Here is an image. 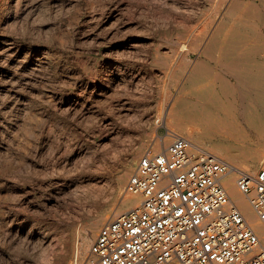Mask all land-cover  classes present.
Here are the masks:
<instances>
[{
  "label": "bare ground",
  "instance_id": "1",
  "mask_svg": "<svg viewBox=\"0 0 264 264\" xmlns=\"http://www.w3.org/2000/svg\"><path fill=\"white\" fill-rule=\"evenodd\" d=\"M44 1L3 0L8 7L15 6V16L20 13L18 11H29L35 16ZM128 1L84 0L88 10L83 14L81 27L94 25L107 30L103 41L97 39L89 52H74L66 56L67 60L52 50L40 49L39 46L44 45L35 39V48L34 44L26 45L18 40L0 43V158L3 156L2 161H7L0 163V192L10 190L5 187L7 184L22 188L19 197L15 196L16 200L4 199V206L0 208V222L9 230V242L13 245L24 241L35 243L44 255L43 264H68L75 258L83 262L89 257L90 246L101 225L140 203L139 197L123 192L135 172L138 158L151 146L149 143L118 157L120 168L110 192L106 197L102 196L105 199L102 200L103 207L90 218L88 226L78 227L65 236L52 234L46 226L43 234L36 238L41 228L36 222L29 224L27 218L29 212H36L41 206L36 200L38 194L42 197L43 207L49 209L58 205L67 194L85 191L97 178L90 172V166L82 161L88 148L96 142L86 136L79 145L75 138L67 137L65 127L57 119L58 113L65 109L96 119L92 129L95 132L113 122L108 116H100V101L105 102L104 105L108 103L111 110L114 99L118 98V105L124 111L131 110L132 102L136 101L139 116L146 119L145 122L162 123L169 132L184 135L174 130L178 129L194 142L206 139L217 143L218 147L209 151L235 166L223 184L232 203L241 210L264 245V224L237 185L239 171L254 172L258 163L264 164L263 145L253 143L252 133L248 131H255L260 140L264 139V0L262 7L247 0H136L148 5L157 17L156 24L160 29L156 27L155 31L150 23L147 28L144 22L136 20L139 28L134 26L135 11H131ZM27 24L30 25L28 21ZM71 133L76 136L78 132L74 129ZM113 135L114 131L109 130L103 139H111ZM168 142L169 138H162L153 148L163 151ZM54 156L55 164L69 167V171L56 176L51 173L50 177H54L39 190L27 184L28 170L45 171L48 167L45 165L54 160ZM96 183L100 185L101 181ZM16 225L19 228L14 231Z\"/></svg>",
  "mask_w": 264,
  "mask_h": 264
},
{
  "label": "built area",
  "instance_id": "2",
  "mask_svg": "<svg viewBox=\"0 0 264 264\" xmlns=\"http://www.w3.org/2000/svg\"><path fill=\"white\" fill-rule=\"evenodd\" d=\"M168 135L171 143L144 155L126 187L140 203L108 220L88 259L73 264H264L261 237L223 184L235 166ZM237 185L264 224V167L239 171Z\"/></svg>",
  "mask_w": 264,
  "mask_h": 264
},
{
  "label": "rangeland",
  "instance_id": "3",
  "mask_svg": "<svg viewBox=\"0 0 264 264\" xmlns=\"http://www.w3.org/2000/svg\"><path fill=\"white\" fill-rule=\"evenodd\" d=\"M51 1L52 0H49V1L45 0L44 1L45 3L43 2L40 5V8H39L40 10H39L38 14H36L35 16L34 15L32 16L31 12H29V11H26L25 12L26 14L24 12L21 13V11H18L20 13H18V15L15 16V11H16L15 6L14 7H11V6L8 7L7 5H4L3 0H0V43L3 41L4 42L7 41V42L11 43L14 40H18L23 44L31 45V44L38 42L39 44L44 45V46H39L40 49L46 50V48H47V50H52L53 52L57 53L58 56L62 57L63 60L64 59L67 60L66 56L69 57L74 52H77V51L78 52L79 51L89 52L91 50L93 44L96 43L97 39L100 42L103 41L104 34L106 33V30H107V29H104V27H102L103 29L101 27H96V26L94 27V25H90V26L84 25L83 27H81V25H82L81 20H82L83 14L88 10L84 4V0H59L58 3H54L53 1L52 2ZM133 1L132 0L128 1V2H131V5H132V6L130 5L131 11L132 12L135 11L136 13L140 14V16H139V14H136L135 12L133 13L134 21L136 22V25H134V26L137 27L138 22H141V23L144 22L143 25H147V28L150 27L149 25L152 24L151 29L154 28L153 29L154 31L156 30V27H157V29H160L158 27L159 25L157 26V24H156L157 23L156 21H158V19L156 16H154L155 14H153L150 11L148 5H146L142 2L138 3L139 1H136V0H133ZM187 1H189V0H187ZM247 1L248 2H255L260 7H262V4H263L262 0H247ZM156 3L158 4L159 2H156ZM1 6H3V7H1ZM58 6H60V7H58ZM182 6L183 5H179V7H182ZM145 8H147V9H145ZM162 8L168 10V8H166L164 6ZM68 9H70L69 12H68ZM66 10H67V12H66ZM143 10L145 12L147 10L148 11L145 13ZM12 14H14V16ZM27 14L30 16L28 17ZM141 15H143L144 17ZM37 16H38V18H37ZM145 16H146L147 20H144V19H146ZM137 17L138 18L140 17V18L138 19ZM150 17L152 18V20H149V19H151ZM155 18H156V20H155ZM28 19L31 21H29ZM37 19H38V21H37ZM33 20L35 22L37 21L36 24ZM27 21H28V23H30V25L27 24ZM14 23L15 24L17 23L16 26ZM33 23L35 24V26ZM45 23L46 24L48 23L49 25L48 24L45 25ZM159 24H160V22H159ZM161 24H162V22H161ZM90 27H91V29H90ZM42 28H43V30H42ZM138 28H139V26H138ZM10 29H11V31H10ZM22 29H24V30L22 31ZM133 29H135V28H133ZM15 30H16V32H15ZM20 31H22V32H20ZM24 31H25L26 35L24 34ZM37 31H38V33H37ZM92 31H93V33H92ZM41 32L42 33L44 32V33L42 34ZM102 32H103V34H102ZM40 34H42V35L40 36ZM77 34L80 36H78ZM33 35H35L34 36L35 38L33 37ZM36 35H37V37H36ZM43 35L45 37L44 38L45 40L42 38ZM96 36H97V38H96ZM39 38H41V39H39ZM92 38H94L95 40ZM33 39H35L37 42L34 41ZM85 40L88 42L89 45L87 44V42ZM91 40H93L94 43ZM56 42H57V44H56ZM46 45H48V46H46ZM32 46L34 48L37 47V46H35V44ZM149 48L150 47H148V50H149ZM97 56L99 57V55H97ZM3 66L5 68H7V65L3 64ZM73 98H76V97H73ZM119 98H120V96H119ZM114 101L115 102L113 103V105L111 107V110L115 107L114 111L111 112L110 107H107L108 103L106 105H104L105 104L104 101H103L104 104L100 101L101 107L98 105L99 106L98 109L101 108L100 116H102V117L108 116L107 118H109V119L111 118V121H113L116 124L111 122L112 125L110 124L107 126V127H111V128H107V127L104 128L103 127L104 128L103 129L102 127L101 128L98 127L99 129H97L95 132H93L92 129H94V127H95L94 122L97 121L96 119L92 118V120H93L92 121L90 117L86 118L84 116H81L79 113L76 114L75 112H68V111L66 112L65 109L61 110L62 114L60 113L61 111L58 113L57 119L65 127V130L67 131V133H66L67 137L70 136L69 138H71V137L75 138L76 142L79 145H82L81 142L84 141L83 139H86L87 137H89L90 140H93L96 142L95 144H93L91 146V148H88V150L90 152L88 151V153L86 155V157H91L88 159L90 160V162L91 161L92 162L90 163L86 157L84 159H82V161L85 164L90 166V168H91L90 172L92 171V175L95 178L96 177L97 178L95 181L91 182V184L93 185L94 188L90 184L88 187L85 188V191H83L84 190L83 189L82 191H79V193L77 192L78 193L77 195H76V193L75 194H73V193L67 194L66 197H63L59 201L60 203L58 205L50 206L49 207L50 210L48 209V207H43V205L41 203L42 197L40 198V194H38L36 197V200H37V202H39L41 204V206L38 209L39 211L36 210L37 213L35 211H31L32 213L29 212L28 216H27L29 224H34L36 222L35 224H38L37 226H39L41 228V229H38L39 232L36 233V235H35L36 238L38 236L42 235L47 227H48L47 231L52 230L51 231L52 234H55V235L60 234L59 236H65L68 233L70 234L71 232H75L78 227L81 228V226H82V229H83L84 227L88 226V224L90 223V218L94 217L96 214H98L103 207L104 201L102 202V200H105V199H103L102 196L106 197V195H108L107 193L110 192V186L114 180V177L116 175V171L118 170V168H120L119 158L124 156L127 152H130L135 147H139L140 145H143L146 143H149L151 146H148L149 149H147V151L144 153V155H146L150 151L155 152L157 150L153 148L154 144H156L157 141L159 142V140L161 141L162 138L163 139L169 138L168 145L171 143L172 138L168 135L170 129H168V127L165 126V124H162V123L152 124L151 121L145 122L146 119L143 120L142 118H140L139 110H137L138 108L136 107V105H137L136 101H134V103L132 102V106L130 108L131 110H128V111L122 110V107L118 105V98L114 99ZM115 103H116V105H115ZM105 109H106V111H105ZM137 113H138V116H137ZM110 114H112L113 117ZM75 116H76V118H74ZM121 117H124V119L123 118L121 119ZM126 117H127V119H126ZM81 118H82V120H81ZM98 118H100V117H98ZM117 119L120 121H118ZM79 122H80V124H79ZM87 122H88V124H87ZM89 123L91 125H89ZM86 125H88V126H86ZM93 125H94V127H93ZM155 125H158V127H155ZM71 129L72 130L76 129V131L78 132L76 136L71 135L72 134ZM85 130H86V132H85ZM88 130H90V131H88ZM109 130L114 131V135H116L115 137H118L116 139L113 135V137L116 140L113 137L111 138L112 140L111 139H106V140L103 139V137L106 136V134L109 132ZM174 130H176L178 132V134L186 135L185 133L178 131V129H174ZM81 131H84V132H81ZM116 131H118V132H116ZM248 131L252 133L253 143L260 142L264 148V139L260 140L255 131H252V130H248ZM82 133H83V135H82ZM93 133L96 135H94ZM150 133H152V134H150ZM154 134L156 137L158 136L157 139H155L156 137H154ZM119 136H120V139H119ZM154 140H155V142H153ZM195 142L203 145L204 147H206L208 150H211V151L218 147L217 143H211L206 139H204L203 141H196L195 140ZM102 145L103 146L105 145V146L103 147ZM83 149H85V147ZM160 151H157V152H160ZM115 157L117 159H115ZM142 157H143V155L140 158H138L136 165H135V168H136L139 160ZM1 158H0V163L4 162V161H2ZM113 159H115V160H113ZM8 160H10V159H8ZM55 160H56V157L54 158V160L50 161L49 164L45 165V167L48 166L45 171H43V169L42 170L41 169L40 170H38V169L28 170V172L26 173L27 175H25L27 177L26 183L30 184V186L34 187L36 190H39L42 187H45V184L47 185L48 181L50 179H52V177H54L53 175L56 176L59 173L66 174L67 171H69V169H70L69 167H64L62 164L60 166L56 165L55 164L56 162H54ZM86 161H87V163H86ZM6 162H4V163H6ZM46 162L47 161L45 160V163ZM55 165L57 168L55 167ZM61 166L64 168H62ZM92 167H94V168H92ZM262 167H264V164L258 163L256 169H260ZM65 168L66 169L68 168V169L66 170ZM53 169H55V171ZM62 169H63V171H62ZM56 170H58V171H56ZM62 172H64V173H62ZM31 173H34L35 175L34 174L32 175ZM51 173L53 175L50 177ZM43 174H45L46 177ZM46 174H48V175H46ZM132 175L129 177V180L132 177ZM43 176H44V178H42ZM0 178H1V176H0ZM98 180L101 181V184H102V185L101 184L100 185L98 184V185L102 186L104 188H102V187L100 188L98 185H96L97 184L96 182H98ZM40 183H42V184H40ZM128 183L129 182H127L126 185H128ZM94 184H95V186H94ZM108 184H110V185L108 186ZM96 186H98L99 189H98V187L96 188ZM107 186H108V189H107ZM5 187H10V190H2L0 192V199H1L0 208L2 206H4V203H3L5 201L4 199H7L6 201L16 200V198L19 197L18 195H20L22 192V188L20 186H17V187L14 186L13 187V184H10V186H9V184H7V185H5ZM126 187L124 189L125 191L123 192V194L128 195V196H133L132 194L126 192ZM103 192H105V194ZM10 193L13 195L11 196ZM15 196H17V197L15 198ZM13 198H15V199H13ZM3 210L8 211V209H3ZM40 211L43 213H41ZM1 216H2V214L0 213V217ZM40 223H41V225H40ZM105 223H103L101 225V227ZM101 227H100V229H101ZM18 228H19V225L14 226V231L17 230ZM100 229H99V231H100ZM6 231L8 232V234H5V233H7ZM61 233H62V235H61ZM5 237H6V239H5ZM9 241H11V239L9 238V230L4 223L0 222V264H41V263L43 264L44 255L41 253V250L38 247V245H36L33 242H31V244H30V242L26 243L25 241L20 242L17 245L16 244L13 245V243L12 242L10 243ZM41 256H43V257H41ZM41 260H42V262H41ZM44 262H45V259H44ZM73 262H74V259H71L70 263H68V264H73Z\"/></svg>",
  "mask_w": 264,
  "mask_h": 264
}]
</instances>
